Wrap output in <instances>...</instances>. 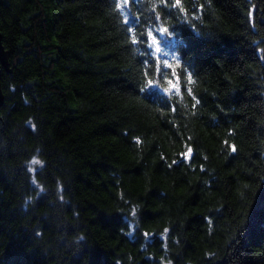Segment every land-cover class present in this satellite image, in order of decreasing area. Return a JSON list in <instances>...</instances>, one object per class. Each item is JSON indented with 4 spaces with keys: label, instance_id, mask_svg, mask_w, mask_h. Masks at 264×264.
<instances>
[{
    "label": "trees",
    "instance_id": "obj_1",
    "mask_svg": "<svg viewBox=\"0 0 264 264\" xmlns=\"http://www.w3.org/2000/svg\"><path fill=\"white\" fill-rule=\"evenodd\" d=\"M0 32V264H264V0H0Z\"/></svg>",
    "mask_w": 264,
    "mask_h": 264
},
{
    "label": "water",
    "instance_id": "obj_2",
    "mask_svg": "<svg viewBox=\"0 0 264 264\" xmlns=\"http://www.w3.org/2000/svg\"><path fill=\"white\" fill-rule=\"evenodd\" d=\"M6 64H7V53L3 46L2 36L0 32V66H6ZM3 98L4 96L1 88V79H0V105L3 101Z\"/></svg>",
    "mask_w": 264,
    "mask_h": 264
},
{
    "label": "snow or ice",
    "instance_id": "obj_3",
    "mask_svg": "<svg viewBox=\"0 0 264 264\" xmlns=\"http://www.w3.org/2000/svg\"><path fill=\"white\" fill-rule=\"evenodd\" d=\"M177 2H179V0H177ZM161 31L164 32V33H168L169 29L165 27V28L161 29ZM149 35L151 36L152 34L150 33ZM152 38H153V40H154V42H155V37L152 36ZM156 50H157V51H160V48L157 47ZM168 66H169V67H172L171 64H168ZM189 78H190V77H189ZM148 84H152V81H148ZM232 151H233V152L236 151L235 146H232ZM183 155L185 156V158H187V159H191V156H192V150L189 149L188 152H187V153H184Z\"/></svg>",
    "mask_w": 264,
    "mask_h": 264
},
{
    "label": "rangeland",
    "instance_id": "obj_4",
    "mask_svg": "<svg viewBox=\"0 0 264 264\" xmlns=\"http://www.w3.org/2000/svg\"><path fill=\"white\" fill-rule=\"evenodd\" d=\"M41 166V162L38 158H33L29 163V168L32 174L36 172V170ZM35 182V181H34Z\"/></svg>",
    "mask_w": 264,
    "mask_h": 264
}]
</instances>
